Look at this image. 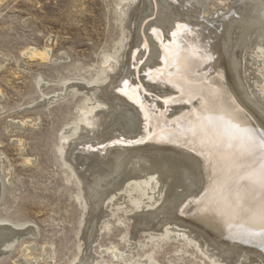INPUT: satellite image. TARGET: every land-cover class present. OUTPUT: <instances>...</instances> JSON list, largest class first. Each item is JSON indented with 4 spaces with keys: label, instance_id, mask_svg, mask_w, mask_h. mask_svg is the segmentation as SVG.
<instances>
[{
    "label": "rangeland",
    "instance_id": "obj_1",
    "mask_svg": "<svg viewBox=\"0 0 264 264\" xmlns=\"http://www.w3.org/2000/svg\"><path fill=\"white\" fill-rule=\"evenodd\" d=\"M202 1L206 9L195 18L197 24L215 28L235 16L232 0ZM255 1L264 4V0ZM122 2L0 0V222L20 229V237L11 249L0 250V264H18L25 258H31V264H226L213 256L219 251L217 248L201 237L198 240L189 228L170 229L166 225L161 229V223L178 221L173 208H160L167 199L158 205L151 202L147 192L149 180L141 185L124 184V198L116 200L113 196L107 206L105 200L93 195L92 189L85 188L87 173L94 169L91 162L96 160L105 165L107 153L95 154L94 146L85 152L77 151L78 160L90 154L82 166L71 160L79 176L72 174L65 163L64 158H71L74 143L70 141L62 149L63 137L72 139L83 130V125L91 129L86 115L92 116L99 110V104L89 100L85 91L97 94L101 89L103 99L112 100L114 92L119 90L115 89L117 79L108 83L106 66L125 61L123 69L129 68V51L139 39L142 19L139 12L148 8L149 1L144 6L141 0L136 1L139 15L134 16L125 41ZM154 19L152 14L144 20L148 23ZM145 26L142 33L146 32ZM254 39L255 34L242 36V43L236 45L233 53L240 59L238 74L250 99L264 110V49L254 45ZM219 40L214 37L212 42L219 44ZM249 48L251 57L243 59L244 51ZM46 49L47 58L34 53ZM132 50L138 53L135 52L132 64L138 62L142 84L160 85L150 78L153 70L146 63L148 54L142 60L139 48L135 46ZM218 52L214 59L219 60L231 77L226 67L227 56ZM253 63H257L255 69H251ZM145 92L157 94L150 89ZM118 112L111 113L99 131L88 137L90 144L119 125ZM103 146H107L105 142ZM162 148L166 150L167 146ZM165 154L178 163L186 162L175 153ZM173 181L176 182L170 177L168 194L183 189L182 186L174 189ZM87 192L90 195L85 208L79 200ZM146 198L151 209L140 211L137 204ZM250 256V259L242 257V264H249L251 259L264 264V259Z\"/></svg>",
    "mask_w": 264,
    "mask_h": 264
},
{
    "label": "bare ground",
    "instance_id": "obj_2",
    "mask_svg": "<svg viewBox=\"0 0 264 264\" xmlns=\"http://www.w3.org/2000/svg\"><path fill=\"white\" fill-rule=\"evenodd\" d=\"M136 1L123 0L121 4L124 41L128 38L134 16L141 13L139 39L132 49L139 48L142 60L148 54L146 63L151 64L153 70L150 78L160 85L142 84L138 75L139 64H132L136 52L132 49L128 54L129 68L132 64L130 70L123 69L125 61L110 62L106 66L108 83L117 79L115 89L119 92H114L113 99L107 101L103 99L101 89L97 94L85 91L89 100L99 104V110L92 116L86 115L91 129L83 125V130L72 139L63 137L62 149L70 145V141L74 143L71 158H64L65 163L72 174L79 176L71 160L82 166L90 154L78 160L77 151L85 152L94 146L95 154L105 152L108 159L105 165L96 160L91 162L94 169L91 167L93 171L87 173L89 186L86 184L85 188L92 189L98 200H105V206L113 196L116 200L124 198V184L141 185L149 180L147 192L151 202L158 205L167 199L159 206L173 208L178 221L161 223L162 230L166 225L170 229L189 228L188 231L194 232L198 240L201 237L205 243L217 248L219 251L213 256L226 264H242V257L252 258L250 254L264 259V221L260 219L264 188L259 183L264 158L258 147L259 141L264 139V110L250 99L238 74L240 59L233 53L242 36L252 34H255L254 45L259 44L264 49V4L254 0H232L230 6L235 9V16L211 28L195 23V18L204 14L206 9L202 0H148V8L139 14H136L139 7ZM146 2L141 0L143 6ZM152 14L155 19L145 23L144 19ZM145 24L146 32L142 33ZM214 37L220 39L219 44L212 42ZM251 48L244 51L243 59L251 57ZM218 51L227 56L226 67L231 77L227 76L226 68L219 60L214 59ZM34 53L42 59L49 54L47 49ZM256 65L253 63L251 69ZM148 89L157 91V94L143 93ZM116 110H119V125L90 144L88 137L99 131L107 117ZM245 136L257 144L251 153L241 147L240 139ZM104 142L107 146H103ZM166 152L175 153L186 162L178 163L165 157ZM170 177L176 180L173 181L174 189L183 187L181 192L167 193ZM89 195L84 193L79 200L85 208ZM149 204L146 198L137 206L140 211H149ZM19 231L0 222V250L11 249L20 237ZM30 260L25 258L18 264H31ZM249 264L258 263L251 259Z\"/></svg>",
    "mask_w": 264,
    "mask_h": 264
},
{
    "label": "snow or ice",
    "instance_id": "obj_3",
    "mask_svg": "<svg viewBox=\"0 0 264 264\" xmlns=\"http://www.w3.org/2000/svg\"><path fill=\"white\" fill-rule=\"evenodd\" d=\"M240 143H241V147L249 153H251V151H253L255 147L257 146L256 142L251 137H248V136L242 137L240 139ZM258 147L261 150L262 158H264V139H261L259 141ZM259 183H260L261 188H264V165H262L261 167V171L259 175ZM260 219L264 221V206H262V209H261Z\"/></svg>",
    "mask_w": 264,
    "mask_h": 264
}]
</instances>
